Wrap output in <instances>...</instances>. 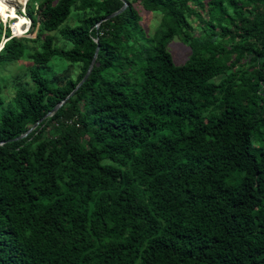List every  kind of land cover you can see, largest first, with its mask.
Instances as JSON below:
<instances>
[{
	"label": "trees",
	"instance_id": "16d2710c",
	"mask_svg": "<svg viewBox=\"0 0 264 264\" xmlns=\"http://www.w3.org/2000/svg\"><path fill=\"white\" fill-rule=\"evenodd\" d=\"M127 1L95 27L122 1L27 0L37 34L5 27L0 264H264V0Z\"/></svg>",
	"mask_w": 264,
	"mask_h": 264
},
{
	"label": "rangeland",
	"instance_id": "374dc122",
	"mask_svg": "<svg viewBox=\"0 0 264 264\" xmlns=\"http://www.w3.org/2000/svg\"><path fill=\"white\" fill-rule=\"evenodd\" d=\"M8 6H11L15 9L17 18L18 16H23L26 18L27 16L25 15V10H26V2L27 0H3ZM137 8L138 13L141 16L140 23L141 25L145 28V30L151 34L154 32L155 28L158 27L159 22H160V17L161 14L157 12H150V11H145L143 10L142 7H138L137 5L135 6ZM0 23L2 24V37L0 41V48L3 44L4 41V32H5V27H9L11 34L13 35V24L12 22L15 21L17 18H8L4 17L2 13H0ZM25 15V16H24ZM27 24H24V32L22 35L29 36V37H34L37 34V28H34L33 30L31 29L30 25V20L27 17ZM71 21V20H70ZM194 25V24H193ZM195 26V25H194ZM20 36V35H18ZM180 36H175L172 41L168 44V50L171 53V56L173 58V61L176 64H183L188 60V57L190 55L191 49L188 43L184 42ZM28 60H24L21 63H13L10 66H8V70L5 72V74L9 75H14L16 73L21 72L24 70L26 65L28 64ZM51 72L52 73H57L60 72L62 69H64V66L62 62L55 61L51 65ZM59 69V70H58ZM78 68H75L74 70V75L77 73ZM219 79V78H218ZM6 95L12 96V90L6 89L4 90Z\"/></svg>",
	"mask_w": 264,
	"mask_h": 264
},
{
	"label": "water",
	"instance_id": "95a60500",
	"mask_svg": "<svg viewBox=\"0 0 264 264\" xmlns=\"http://www.w3.org/2000/svg\"><path fill=\"white\" fill-rule=\"evenodd\" d=\"M122 1V6L115 12L107 15L105 18H103L101 21L98 22V24L95 25V27H98L99 23L102 22V21H105L107 19H110L112 17H114L115 15L117 14H120L127 6H128V1L127 0H121ZM95 41L97 42V39H95ZM98 51H99V45L96 46V49L94 51V54H93V57H92V60L84 74V76L82 77V79L77 83V85L74 87V89L70 92V94L64 99L62 100L61 102L57 103L48 113L45 114V116L43 118H46V117H49L51 116L64 102L65 100L72 96L75 91L83 84V82L88 78L89 74L91 73V70L93 68V65L95 63V60H96V57H97V54H98ZM42 120V119H41ZM39 120L36 124H34L30 129H28L25 133L21 134L19 137H17L18 139L22 138V137H25L32 129H34L38 123L41 121Z\"/></svg>",
	"mask_w": 264,
	"mask_h": 264
},
{
	"label": "bare ground",
	"instance_id": "6f19581e",
	"mask_svg": "<svg viewBox=\"0 0 264 264\" xmlns=\"http://www.w3.org/2000/svg\"><path fill=\"white\" fill-rule=\"evenodd\" d=\"M0 12L5 17L17 18V15H16L17 13H16L15 9L13 7H11V6H8L3 0H0ZM27 21H28L27 17L24 18L22 15L18 16V18L15 19L14 24H13L14 35L18 36V35H21L24 32L23 25L27 24Z\"/></svg>",
	"mask_w": 264,
	"mask_h": 264
},
{
	"label": "clouds",
	"instance_id": "9594fccd",
	"mask_svg": "<svg viewBox=\"0 0 264 264\" xmlns=\"http://www.w3.org/2000/svg\"><path fill=\"white\" fill-rule=\"evenodd\" d=\"M12 23H14V22H12ZM12 33H13V35H14V32L12 31ZM22 35V34H21Z\"/></svg>",
	"mask_w": 264,
	"mask_h": 264
}]
</instances>
